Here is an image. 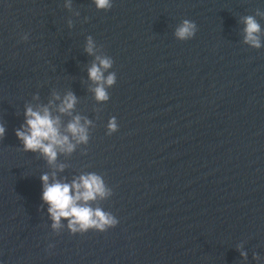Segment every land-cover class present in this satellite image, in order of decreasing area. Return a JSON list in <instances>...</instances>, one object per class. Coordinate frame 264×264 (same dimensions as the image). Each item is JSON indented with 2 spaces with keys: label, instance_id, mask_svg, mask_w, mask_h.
<instances>
[{
  "label": "water",
  "instance_id": "obj_1",
  "mask_svg": "<svg viewBox=\"0 0 264 264\" xmlns=\"http://www.w3.org/2000/svg\"><path fill=\"white\" fill-rule=\"evenodd\" d=\"M67 2L0 0V264H264V47L243 32L254 17L264 43V0ZM184 19L197 33L181 42ZM89 36L114 62L102 104ZM68 92L71 114L53 110L62 129L77 115L92 127L87 146L58 156L57 178H104L113 195L93 206L119 223L102 233L51 230L40 176L55 166L15 136L26 105Z\"/></svg>",
  "mask_w": 264,
  "mask_h": 264
},
{
  "label": "clouds",
  "instance_id": "obj_2",
  "mask_svg": "<svg viewBox=\"0 0 264 264\" xmlns=\"http://www.w3.org/2000/svg\"><path fill=\"white\" fill-rule=\"evenodd\" d=\"M92 3L97 11H109L113 7L114 0H92ZM65 7H71V0H68ZM76 15L78 16L79 13ZM243 23L244 43L257 50L264 47L257 20L248 16L244 18ZM196 33V23L184 19L176 26L174 37L183 42L192 40ZM21 39L27 41L28 34H23ZM85 51L90 56H95L94 62L88 68V78L96 85L91 91L97 103H106L110 99L107 89L116 83V73L110 71L114 62L108 56L96 54V43L91 36L87 38ZM55 101H59V104L55 105ZM76 103L77 97L72 92H68L62 99L53 94V100L49 101L47 106L37 105L34 108L26 105L23 113L24 122L15 130V136L24 152L38 154L48 165L55 166L51 176L47 173L40 176L42 185L40 199L42 207L47 206L51 230L59 233L67 229L71 235L84 234L88 231L102 233L115 228L119 223L112 213L98 205L93 206L98 199H108L113 195V190L106 186L104 178L95 172L80 174L71 182L57 178V172H63L65 169L64 164H57L58 156L71 155L78 146H87L89 143L92 121L87 118L74 116L66 128L62 129L60 115L71 114ZM53 110L60 115H53ZM117 131V120L111 117L107 122L106 134L112 135ZM5 133L6 128L0 122V140ZM86 154V151L81 153V155ZM65 220L66 224L62 222ZM48 247L52 248L53 245L49 244ZM241 255L246 258V253L242 252Z\"/></svg>",
  "mask_w": 264,
  "mask_h": 264
}]
</instances>
